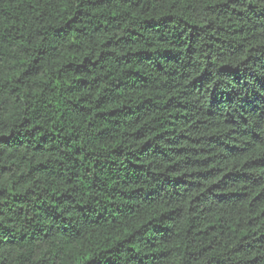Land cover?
Returning a JSON list of instances; mask_svg holds the SVG:
<instances>
[{"label": "trees", "instance_id": "trees-1", "mask_svg": "<svg viewBox=\"0 0 264 264\" xmlns=\"http://www.w3.org/2000/svg\"><path fill=\"white\" fill-rule=\"evenodd\" d=\"M0 264H264V0H0Z\"/></svg>", "mask_w": 264, "mask_h": 264}]
</instances>
